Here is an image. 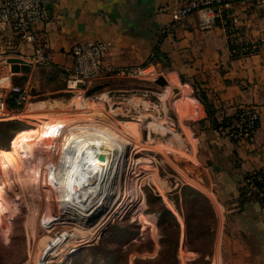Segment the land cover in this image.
<instances>
[{
    "label": "crops",
    "instance_id": "0c3cea01",
    "mask_svg": "<svg viewBox=\"0 0 264 264\" xmlns=\"http://www.w3.org/2000/svg\"><path fill=\"white\" fill-rule=\"evenodd\" d=\"M4 1L0 0V5ZM44 7L48 21L34 26L33 43L0 25V54L6 53V59L18 57L30 62V70L42 64L62 77L71 66V45L101 40L110 44L106 66H142L151 61L172 73L171 80L179 89H174L167 100L185 103L192 118L202 120L196 136L205 171L202 175L222 207L223 219L228 216L232 230L240 235L246 258L237 261L264 264V204L252 198L241 206L239 199L245 176L264 171V49L232 58L230 42L236 38L228 34L221 18L202 29L199 15L192 14L186 27L180 28L172 22L173 4L169 0H44ZM228 14L244 24L239 34L242 40L260 36V24L246 2H236ZM116 80L121 79L104 78L98 85L104 88ZM193 84L205 92L217 122L223 121L226 127H211L194 95ZM108 99L103 105L111 106V111L116 103ZM126 101L117 104L123 107ZM174 108L179 111L177 106H164L167 113L174 112ZM241 108L257 109L260 123L252 136L233 141L226 129ZM204 195L215 209L210 196Z\"/></svg>",
    "mask_w": 264,
    "mask_h": 264
},
{
    "label": "rangeland",
    "instance_id": "374dc122",
    "mask_svg": "<svg viewBox=\"0 0 264 264\" xmlns=\"http://www.w3.org/2000/svg\"><path fill=\"white\" fill-rule=\"evenodd\" d=\"M6 55V53L0 54V62H3L0 63V67L7 66ZM4 73L9 74L10 85L5 87L0 84V95L7 94L10 86H15L25 90L29 98L21 106L9 109V114L0 120V150L8 149L12 139L20 132L33 129L39 131L32 124L33 119L18 117L26 110L28 102H50L53 108L56 106L51 112L66 114L73 118H85L79 116L84 113L75 110L72 104V97L79 92H68L63 78L52 68L35 64L28 74H11L9 69L0 68V79ZM171 74L163 67H159L156 74L152 76L157 77L156 80L161 76L164 77L167 81L165 86L157 84L156 80H150L152 77H138L116 80L101 91L88 93L89 89L95 87L92 85L82 92L84 97L95 103L90 113L96 116L103 115L104 118H96L119 125V129H123L121 125L123 122L133 121L138 115L137 112L130 108V111H125L123 115L121 114L123 112L114 115L110 111L111 106L107 108L98 101L100 94H107L113 103H123L126 99L137 96L143 97L151 106H159L160 112L152 113L157 114L161 122L166 123L175 133L181 134L185 140L186 154H190L191 158L163 151L160 143L163 145L164 142L170 141L171 134L168 133L163 137L143 131V140L141 143L137 142V145L144 146L139 148L140 150L130 146L126 157L129 159L132 156L136 160L139 156H143L149 158L151 163L143 162L132 166L129 175L127 176L126 172L122 177L121 184L122 187L125 186L130 178L143 180L139 185L141 198L133 200L127 196L124 209L126 206L127 208L123 216L103 224L97 236L80 245L78 252H76L78 249L75 250L62 261H59L57 257H46V264H212L215 257L216 264H245L237 261L240 258H246L239 243L240 235L232 230L228 216L226 220L219 218L210 199L217 220L215 233L202 232L197 228L201 215L194 210L193 205L195 207L201 205V201L194 197L186 187L202 194H204L201 191L202 187L207 188V181L202 175L205 173L204 165L200 164V152L197 149L196 139L197 131L203 124L202 120L192 118L185 103L176 104L168 101L166 97L165 108L177 106L179 111L174 108V112L167 113L165 109H162L164 106H162L161 98L166 96L165 92L170 90L171 95H174V89H179L173 84ZM195 84L197 86V83ZM113 106L114 109L122 107L120 104ZM5 124L12 125L6 129ZM14 129L17 130L14 134H17L12 137ZM149 136H151V141L148 143ZM128 137L130 138V135ZM61 138L60 134L58 142L62 141ZM190 138H193L192 143ZM66 147L70 148L69 145ZM3 153L6 152H1ZM49 155V152L43 153L44 158L50 157L51 159L52 155ZM54 165L56 168L59 167L58 160ZM7 176L6 172L0 171V184ZM164 184L166 186L163 189L164 192L161 193ZM1 192L0 188V264H29L32 253L39 251L36 237L32 235L33 221L36 216L35 205L41 203L47 207L48 203L40 196L30 195L31 192L25 188L12 186L8 188L6 197ZM58 207L59 204L55 205L52 212L57 213ZM218 208L222 215V207ZM163 209H167L173 215L178 225L175 229L173 226H167L166 223L161 224V227L166 228L170 238L176 239L175 254L168 244L164 249L162 246L159 212ZM186 216L191 223V236H188L186 229ZM149 219L152 220L151 223ZM198 249L201 252L197 251ZM248 264L255 263L249 262Z\"/></svg>",
    "mask_w": 264,
    "mask_h": 264
},
{
    "label": "bare ground",
    "instance_id": "6f19581e",
    "mask_svg": "<svg viewBox=\"0 0 264 264\" xmlns=\"http://www.w3.org/2000/svg\"><path fill=\"white\" fill-rule=\"evenodd\" d=\"M0 84L5 87L10 85L9 74L1 75ZM74 92L79 93L72 97L73 107L82 111L84 114L79 116L85 118L51 112L56 106L53 108L50 102H28L26 110L18 117L33 119L32 124L39 131L19 136L11 151L0 154V171L8 174L1 181V194L6 197L8 188L12 186L25 188L31 192L30 195L40 196L48 203L47 207L41 203L35 205L32 235L36 237L39 251L32 253L29 264H46V257H57L62 261L80 245L97 236L100 227L107 221L123 216L127 196L133 200L141 198L139 185L143 180L130 178L128 184L125 183L123 187L121 184L122 177L126 172L129 175L132 166L151 163L149 158L143 156L136 160L132 156L129 159L126 157L130 146L134 149L144 146L140 144L143 131L163 137L171 134L170 141H163V145L160 143L163 151L191 158L190 154H186L187 148L181 134L175 133L161 122L157 114L152 113L160 112L159 106H151L143 97L128 98L123 107L112 109L111 113L117 115L131 108L138 115L131 122H123V129H119V125L98 120L96 117L104 116L90 113L95 103L84 97L81 91ZM165 95L161 98L162 106L171 91L167 90ZM98 97L101 104L109 100L106 94ZM60 134L62 143L58 142ZM147 139L149 143L151 136ZM137 142H140L139 146ZM44 152H49L51 159L44 158ZM57 160L58 168L54 165ZM201 191L210 196L222 219L218 203L209 190L202 187ZM57 204L59 207L54 213L52 210ZM215 259L212 264H216Z\"/></svg>",
    "mask_w": 264,
    "mask_h": 264
},
{
    "label": "built area",
    "instance_id": "2783aa9c",
    "mask_svg": "<svg viewBox=\"0 0 264 264\" xmlns=\"http://www.w3.org/2000/svg\"><path fill=\"white\" fill-rule=\"evenodd\" d=\"M173 4L171 18L173 24L186 27V20L192 14H198L200 27L210 28L217 18L223 20L228 34L235 39L231 53L246 56L264 49V0H169ZM244 1L249 5L254 18L260 24V36L256 39L242 40L239 34L244 26L238 17L228 14L232 6ZM227 13L225 17L223 14ZM48 21L44 0H5L0 5V25L20 35L26 42L33 43L35 36L32 30L36 24ZM110 48L106 41L96 40L71 45L69 54L71 66L62 74L68 92L87 90L92 85L100 84L102 79H128L152 77L157 66L147 63L142 66L111 67L105 65V57ZM38 53V52H37ZM29 98L25 90L10 86L5 95H0V120L9 114L8 101L21 106ZM260 123V112L255 108L239 109L229 126L227 136L233 141L249 138L257 130ZM248 189L253 190L252 186Z\"/></svg>",
    "mask_w": 264,
    "mask_h": 264
},
{
    "label": "trees",
    "instance_id": "16d2710c",
    "mask_svg": "<svg viewBox=\"0 0 264 264\" xmlns=\"http://www.w3.org/2000/svg\"><path fill=\"white\" fill-rule=\"evenodd\" d=\"M233 49H234V46H233L232 41H231L230 42V51H232ZM240 55H241L240 53H236V54L231 53L232 58L239 57ZM149 62H151V61H148L145 64H147ZM181 81L182 82L185 81L183 77L181 78ZM192 88L194 89V95H195L196 99L200 102V104L204 108V111L206 113L207 119L209 120V122L211 124V127L214 128L215 130H220V128L226 127L225 125H223V121L221 123L217 122V120L215 118L214 108H213L212 104L210 103V101L208 100L205 92L202 91L201 89L197 88L195 85H192ZM102 89H103V85H96L94 88L89 89L88 93H94L97 91H101ZM12 107H19V106L13 105L12 101L9 100L8 101V108L11 109ZM11 125L12 124H5L4 126L7 129ZM15 132H17L16 129H14L12 131V137H14L17 134V133L14 134ZM35 132H37L36 129H33L31 131H23V132L18 133L12 139L9 148L6 150L5 149L0 150V154H1V152L11 151L13 149V143H14L15 139H17L19 136H21L23 134L35 133ZM244 182H245L244 186L239 189V199H240L241 206L252 198L253 199H260V201L264 204V171L262 169H259V170L254 171L253 173L246 175L244 178ZM249 186H252L253 190L250 191L248 189ZM186 189L191 191L192 195L201 201V205H197L198 206V207L196 206L197 208L193 205V208H195L194 210L198 214L201 215V219H200L201 221L199 224H197V228L200 229V231H202V232L205 231L207 233L209 232L211 234H214L216 227H217V220H216L215 212L213 210V207H212L209 199L204 194L199 193V192L191 189L190 187H186ZM159 218H160L159 219L160 220L159 226H160V230L162 233L163 249L168 244L171 247V251L173 252V254H175V252H176V239H174V237L170 238V236L167 233V230H165L166 228L163 226L161 227V224L163 225V223L164 224L166 223L167 226L168 225L170 227L173 226V227H175V229H177L178 225L176 223V220L174 219L173 215L167 209H163L161 212H159ZM149 222L151 223L152 220L149 219ZM190 224L191 223H189L188 216H186V229L188 232V236H191L190 234L192 232ZM197 251H199V249ZM199 252H201V251H199Z\"/></svg>",
    "mask_w": 264,
    "mask_h": 264
},
{
    "label": "water",
    "instance_id": "95a60500",
    "mask_svg": "<svg viewBox=\"0 0 264 264\" xmlns=\"http://www.w3.org/2000/svg\"><path fill=\"white\" fill-rule=\"evenodd\" d=\"M6 64L7 66H2L0 68L2 69H9V72L11 74H28L30 72V68H31V63L25 61L22 58H18V57H9L6 59ZM157 77H152L150 80H156ZM156 83L161 85V86H165L167 85V81L164 79V77H159L156 80ZM80 249H78L76 252H78ZM75 252V253H76Z\"/></svg>",
    "mask_w": 264,
    "mask_h": 264
}]
</instances>
